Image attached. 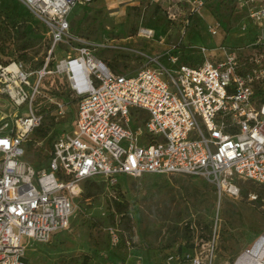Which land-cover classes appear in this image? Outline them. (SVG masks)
<instances>
[{
    "label": "built area",
    "instance_id": "built-area-1",
    "mask_svg": "<svg viewBox=\"0 0 264 264\" xmlns=\"http://www.w3.org/2000/svg\"><path fill=\"white\" fill-rule=\"evenodd\" d=\"M19 1L49 28L51 43L41 67L23 61L13 63L15 70L5 67L18 77L16 89L7 86L9 99L27 110L3 117L0 125V264H27L25 237L51 242L70 228L88 180L101 177L113 186L120 176H198L216 186L220 201L227 193L239 195L238 180L264 184V0L236 2L259 26L256 40L200 46L203 61L195 64L179 45L140 51L144 65L132 74L114 71L93 50L108 46L72 31L75 9L97 0ZM191 1L197 3L192 11L204 3ZM210 32L217 35L219 23ZM142 34L151 37L153 30ZM71 43L78 45L75 55L57 59L59 46ZM62 75L78 108L72 128L53 139L48 164L37 168L22 158L30 134L43 124L38 98L46 97L47 81L57 83ZM55 105V116L69 106ZM219 213L207 239L195 220H186L189 239L165 264H217ZM231 264H264V234Z\"/></svg>",
    "mask_w": 264,
    "mask_h": 264
},
{
    "label": "rangeland",
    "instance_id": "rangeland-1",
    "mask_svg": "<svg viewBox=\"0 0 264 264\" xmlns=\"http://www.w3.org/2000/svg\"><path fill=\"white\" fill-rule=\"evenodd\" d=\"M196 6L191 0H97L78 6L72 31L108 46L93 50L112 69L125 74L143 67L140 51L155 53L179 45L200 56V46H243L261 32L231 0H204L198 11H192ZM243 20L255 25L254 35H250L251 27L243 29ZM217 23L219 33L212 35L210 27ZM144 30H153V35L144 36ZM50 43L49 28L21 1L0 0V125L3 117L27 110L26 105L18 110L9 99L7 86L16 89L18 77L15 72L9 76L5 67L15 61H23L30 69L42 66ZM77 46H59L56 58L74 56ZM58 78L57 83L47 81L46 97L38 98L45 117L42 126L30 134L22 158L37 168L48 164L50 137L72 128L78 108L67 77ZM55 102L68 103L65 113L47 114ZM102 179L84 184L70 228L56 233L51 242L23 239L27 264H165L167 255L188 240L184 222L195 220L207 239L218 210L217 264L233 263L264 234V184L238 180L234 192L239 190V195L227 193L220 201L216 186L198 176H120L113 186ZM120 208L123 213L118 212Z\"/></svg>",
    "mask_w": 264,
    "mask_h": 264
},
{
    "label": "trees",
    "instance_id": "trees-1",
    "mask_svg": "<svg viewBox=\"0 0 264 264\" xmlns=\"http://www.w3.org/2000/svg\"><path fill=\"white\" fill-rule=\"evenodd\" d=\"M206 1V0H205ZM231 1H233L235 4H236V2H237V0H231ZM23 36H25V34L23 35ZM184 52H186V54H185V60L186 61H188L189 63H193V64H195V63H197V62H199V63H201L202 61H203V59L200 57V56H196V55H192V54H190V53H188L187 51H185L184 50ZM44 64V63H43ZM8 66V65H7ZM41 67V66H40ZM39 68V67H38ZM114 71H116V72H118V70H116V69H113ZM262 100L264 101V97H262ZM36 107H38L39 108V112H41L42 113V110L40 109V105L38 106H36ZM47 114H50L51 116H55V115H53L52 114V111L50 110ZM46 114V115H47ZM44 117H45V115H44ZM43 130V128H40L39 130H38V132L40 133V131H42ZM47 133H48V131H46L43 135L44 136H46L47 135ZM56 136V135H55ZM55 136H51L50 137V139H49V141H51V144H52V141H53V139L55 138ZM92 181H96V180H88L87 182H85V183H88V182H92ZM118 212L119 213H123V211H122V209L120 208L119 210H118ZM187 229V228H186ZM188 230V229H187ZM189 232V231H188ZM188 239H189V237H188Z\"/></svg>",
    "mask_w": 264,
    "mask_h": 264
},
{
    "label": "crops",
    "instance_id": "crops-1",
    "mask_svg": "<svg viewBox=\"0 0 264 264\" xmlns=\"http://www.w3.org/2000/svg\"><path fill=\"white\" fill-rule=\"evenodd\" d=\"M78 8V7H77ZM76 8V9H77ZM75 9V10H76ZM75 12L76 11H74L73 13H72V15H71V20H72V17H73V15L75 14ZM248 25H249V27H248V29H251L252 31L250 32V35H254L255 34V32L257 31V29L255 28V25L254 26H252L251 24H250V22L248 21ZM251 27V28H250ZM259 29V28H258ZM256 30V31H255ZM223 38V37H222ZM212 41H214V39L212 40ZM233 41H235V40H233ZM231 43H233V42H231Z\"/></svg>",
    "mask_w": 264,
    "mask_h": 264
},
{
    "label": "bare ground",
    "instance_id": "bare-ground-1",
    "mask_svg": "<svg viewBox=\"0 0 264 264\" xmlns=\"http://www.w3.org/2000/svg\"><path fill=\"white\" fill-rule=\"evenodd\" d=\"M9 69L15 70V69H16V66L12 63V64L9 66Z\"/></svg>",
    "mask_w": 264,
    "mask_h": 264
}]
</instances>
